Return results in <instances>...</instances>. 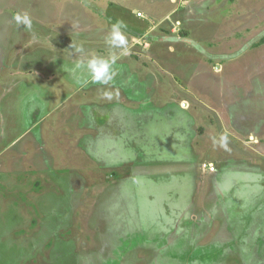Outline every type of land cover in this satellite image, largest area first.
Instances as JSON below:
<instances>
[{
  "label": "rangeland",
  "instance_id": "374dc122",
  "mask_svg": "<svg viewBox=\"0 0 264 264\" xmlns=\"http://www.w3.org/2000/svg\"><path fill=\"white\" fill-rule=\"evenodd\" d=\"M0 264H264V0H0Z\"/></svg>",
  "mask_w": 264,
  "mask_h": 264
},
{
  "label": "clouds",
  "instance_id": "9594fccd",
  "mask_svg": "<svg viewBox=\"0 0 264 264\" xmlns=\"http://www.w3.org/2000/svg\"><path fill=\"white\" fill-rule=\"evenodd\" d=\"M17 23H22L28 28H31V18L27 13L18 14L15 16ZM124 28L123 22L118 21L112 25L111 33L108 38V44L112 47H120L126 44L125 36L122 34ZM77 52H83L82 48H77ZM90 73L93 81L97 83L107 84L112 80L114 73L111 70L112 62L99 56H85L84 59L76 64V68H85Z\"/></svg>",
  "mask_w": 264,
  "mask_h": 264
},
{
  "label": "built area",
  "instance_id": "2783aa9c",
  "mask_svg": "<svg viewBox=\"0 0 264 264\" xmlns=\"http://www.w3.org/2000/svg\"><path fill=\"white\" fill-rule=\"evenodd\" d=\"M139 15H140V13H139ZM205 166H207V165H205ZM210 169H211V170H215V167L211 166Z\"/></svg>",
  "mask_w": 264,
  "mask_h": 264
}]
</instances>
